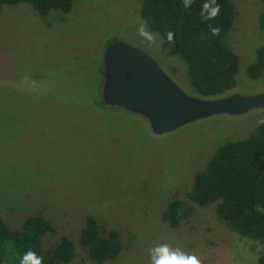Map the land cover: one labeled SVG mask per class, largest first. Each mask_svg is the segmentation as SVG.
Masks as SVG:
<instances>
[{
    "label": "rangeland",
    "instance_id": "obj_1",
    "mask_svg": "<svg viewBox=\"0 0 264 264\" xmlns=\"http://www.w3.org/2000/svg\"><path fill=\"white\" fill-rule=\"evenodd\" d=\"M235 15L225 43L237 56L236 86L226 96L264 93L245 70L264 46L259 0H231ZM142 0H73L66 13L37 15L29 5L0 12V218L11 229L31 215L76 243L68 264L92 262L77 244L86 217L119 234V256L100 264H150L162 243L196 255L202 264H264V238L225 228L215 206L189 204L186 193L214 152L252 134L264 108L219 115L156 135L146 119L123 109L99 111L93 102L104 77L106 45L116 40L149 56L187 96L197 98L186 66L157 34H138ZM172 201L192 207L176 228L164 222Z\"/></svg>",
    "mask_w": 264,
    "mask_h": 264
},
{
    "label": "trees",
    "instance_id": "obj_2",
    "mask_svg": "<svg viewBox=\"0 0 264 264\" xmlns=\"http://www.w3.org/2000/svg\"><path fill=\"white\" fill-rule=\"evenodd\" d=\"M264 6V0H259ZM207 0H193L189 9L183 0H142L140 17L149 29L159 34L168 44L166 33H175L172 51L186 66V76L193 94L200 99L226 97L236 86L237 56L226 46L225 39L232 28L235 9L231 0H217L220 15L215 20L204 21L200 15ZM26 4L39 16L51 12L68 13L73 0H0L4 6ZM220 28L213 36L209 25ZM264 31V11L259 18ZM116 40L107 43L106 48ZM169 45V44H168ZM247 77L257 80L264 74V46L255 54V61L245 70ZM93 107L99 111L123 109L106 106L101 100V90ZM133 114V113H132ZM136 115V114H135ZM189 204L215 206L217 220L228 230L246 239L264 238V125L247 138L220 146L208 161L205 169L196 174L186 193ZM182 201H172L164 211L163 220L171 228L187 219L192 207ZM54 232L49 220L41 215H31L16 229L9 228L0 218V264H20L23 255L35 251L42 256L43 264H68L76 255L77 245L61 237L52 245L44 241ZM77 244L86 256L97 264L115 260L122 247L115 231H104L92 217L83 221Z\"/></svg>",
    "mask_w": 264,
    "mask_h": 264
},
{
    "label": "water",
    "instance_id": "obj_3",
    "mask_svg": "<svg viewBox=\"0 0 264 264\" xmlns=\"http://www.w3.org/2000/svg\"><path fill=\"white\" fill-rule=\"evenodd\" d=\"M102 61L103 103L144 117L156 135L214 116H242L264 108V93L215 99L187 96L149 56L123 43L108 46Z\"/></svg>",
    "mask_w": 264,
    "mask_h": 264
},
{
    "label": "clouds",
    "instance_id": "obj_4",
    "mask_svg": "<svg viewBox=\"0 0 264 264\" xmlns=\"http://www.w3.org/2000/svg\"><path fill=\"white\" fill-rule=\"evenodd\" d=\"M193 0H183L185 9H189ZM221 5L217 0H207L202 7L200 15L204 21L215 20L220 15ZM138 34L143 38L147 44H154L156 42V34L150 31L146 23H141L138 27ZM209 31L215 37L220 34L219 27L209 25ZM175 33L167 31L166 38L169 46H173ZM258 125H264V116H261ZM150 264H202L201 260L194 254H189L179 247H172L168 243L158 244L149 249ZM43 257L37 255L35 251H27L21 258L20 264H43Z\"/></svg>",
    "mask_w": 264,
    "mask_h": 264
}]
</instances>
